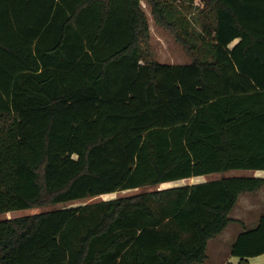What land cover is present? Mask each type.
<instances>
[{
	"label": "trees",
	"instance_id": "1",
	"mask_svg": "<svg viewBox=\"0 0 264 264\" xmlns=\"http://www.w3.org/2000/svg\"><path fill=\"white\" fill-rule=\"evenodd\" d=\"M141 1L0 0V214L264 171V0H145L183 65L152 57ZM263 187L223 177L0 220V264H204ZM242 228L229 253L250 264L264 214Z\"/></svg>",
	"mask_w": 264,
	"mask_h": 264
},
{
	"label": "rangeland",
	"instance_id": "2",
	"mask_svg": "<svg viewBox=\"0 0 264 264\" xmlns=\"http://www.w3.org/2000/svg\"><path fill=\"white\" fill-rule=\"evenodd\" d=\"M198 2V1H197ZM141 7L147 15L149 22L150 40L149 50L152 57L161 63L183 65L191 62L190 56L166 33L159 28L153 21L149 5L145 0L141 1ZM195 13L189 17L194 22L195 27L200 29L198 23L194 21ZM223 177H260L264 178V171L261 170H231L224 173H214L178 181L162 183L155 188L133 189L126 191H117L111 195H104L96 198L78 200L69 203L57 204L52 207L33 208L21 211H9L0 214V220L12 219L24 215H32L44 211L63 209L66 207L80 206L88 203H96L107 199L125 197L137 194L142 191L154 189H166L170 187H179L195 183L209 182L221 179ZM264 214V187L256 193L242 194L237 205L231 211L229 217L236 222L230 223L226 229L215 238L208 242L207 259L204 264H237V259L230 256L229 248L235 237L245 229H252L256 226L260 215ZM240 222V223H239ZM242 223V224H241ZM250 264H264V256L249 259Z\"/></svg>",
	"mask_w": 264,
	"mask_h": 264
},
{
	"label": "crops",
	"instance_id": "3",
	"mask_svg": "<svg viewBox=\"0 0 264 264\" xmlns=\"http://www.w3.org/2000/svg\"><path fill=\"white\" fill-rule=\"evenodd\" d=\"M261 257V256H260Z\"/></svg>",
	"mask_w": 264,
	"mask_h": 264
}]
</instances>
